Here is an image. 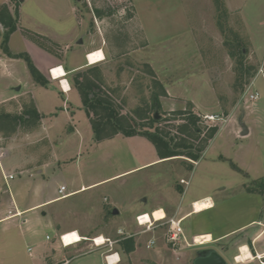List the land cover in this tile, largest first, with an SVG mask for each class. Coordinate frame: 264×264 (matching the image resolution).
<instances>
[{
    "label": "rangeland",
    "instance_id": "1",
    "mask_svg": "<svg viewBox=\"0 0 264 264\" xmlns=\"http://www.w3.org/2000/svg\"><path fill=\"white\" fill-rule=\"evenodd\" d=\"M178 2L183 3L189 23L187 32L173 30L181 29V22L180 25L168 22L167 13L162 10H171L168 13L174 12L179 17L182 12L176 0H168L166 4L158 0H71L78 12L79 9L83 12L79 19L87 21V28L79 33L66 54V49L52 48L66 56L68 62L75 50L88 48V54L96 50L103 52L104 60L92 66L80 55L73 60L81 59L85 67L71 75V79L76 77L79 83L90 84L92 95L106 108L97 111L98 117L91 114V120H105L111 114V124L118 122L139 134L155 132L178 156L113 179L97 190L54 202L43 210L49 215L46 221L62 216L63 223L70 225L76 218L81 219L83 222L78 224L91 231V235L96 233L88 238L103 235L113 240L118 229L137 233L140 228L129 219L128 210L121 209L115 216L106 213L105 209L111 212L112 207L108 199L104 201L103 193L115 197L121 205L131 206V210L142 207L149 214V205L165 197L169 187L180 188L179 179L184 178L188 181L185 199L198 201L208 196L214 204L213 210L183 222L186 233L211 231L226 236L205 245L184 247L181 243L176 252H169L164 255V262H159L154 258L153 249L145 247L149 234H142L137 236L139 245L133 253H121L120 264H192L198 252L207 249L217 251L227 264H264V186H261L264 183V123L259 132L250 136L241 137L237 130L234 134L222 132L208 143L227 116L233 113L238 117L256 105L264 109V76L257 75L253 89L259 93V100L254 104L247 98L243 100L257 69L264 64V25L261 24L264 9H260L264 8V0H238V9L232 15L227 14L224 0ZM54 3L64 8V0ZM32 8L31 1L27 9ZM152 9L161 11L156 15L158 20L149 21ZM69 32L62 29L59 35L65 38ZM198 54L199 60L195 56ZM155 112L158 120L152 122ZM209 116H217L219 120L209 121ZM112 130L107 126L103 134H110ZM66 146L62 145L61 150L65 151ZM69 147L76 149L73 143ZM127 148L124 144L112 145L107 150L109 158L96 155L84 158L74 171L70 166L61 167L63 163L59 166L55 163L51 171L56 179L64 170L69 175L77 172L83 179L107 177L134 164ZM131 150L141 161L150 157L146 145H132ZM193 155L199 159L192 160ZM219 155L224 160H219ZM16 182L17 179L10 181L7 187L0 182V215L4 203L9 206L11 198L21 205L39 197L37 192L27 196L25 191L14 189ZM53 188L54 184L48 182L39 195H51ZM85 204L93 206L89 208ZM86 210H92V214H86ZM34 214L39 216L41 211L27 216L32 218ZM13 220L0 222V245L8 241L15 249L24 251L26 245L34 244L35 237L43 240L49 233L42 224L17 226ZM252 220L260 225L237 230ZM187 241L192 244V240ZM88 244L78 247L75 255L95 258L99 264V254L104 257L105 250L84 254ZM241 245L250 248L252 260L235 262ZM255 253L261 259H256Z\"/></svg>",
    "mask_w": 264,
    "mask_h": 264
},
{
    "label": "crops",
    "instance_id": "2",
    "mask_svg": "<svg viewBox=\"0 0 264 264\" xmlns=\"http://www.w3.org/2000/svg\"><path fill=\"white\" fill-rule=\"evenodd\" d=\"M31 1L34 8L28 10L27 4ZM54 1L55 0H0V6H5L12 16L14 12L17 11L18 16L16 30L11 33L8 38V52L13 56L19 54L28 55L34 67L46 80L45 87L36 84L29 74L26 63L22 59L12 58L3 53L1 42L5 29L0 24V141H2L0 142L2 143V147L0 148V153H2L0 156V182L4 183L7 187L10 181H16L17 179L14 189L25 191L27 196L37 192L39 196L33 202L28 204L22 203L21 205L11 198L9 206H6L4 203L5 207L1 211L0 222H7L14 219L13 221L15 225L17 223V226H25L30 223L32 225L35 223L42 224L49 230V233L44 236L43 240L39 237H35V241H32L34 244L26 245L24 251L23 249H15L8 241L5 242V244L2 243L0 245V264H62L65 261H68L67 264H98L95 258L85 259V257L88 256L78 257L75 255L78 247L82 246V244L63 248L58 241L59 235L69 231H76L79 236L84 238L95 236L96 233L91 235V231L78 224L83 222V220L76 218L75 223L67 225L63 223L62 216H56L46 221L49 215L48 212L43 210L54 202L97 190L103 187L105 183L118 177L128 175L135 170L146 168L157 162H166L170 160V158L160 159L155 146L153 147L151 142L149 144V141L142 136L126 137L118 133L110 138L95 142L90 119L84 111L80 95L75 88V81L77 79L76 77L71 79V75L85 67L81 59L79 61L75 60V62H73V60L77 59L80 55L84 58V61H86L85 54H88L87 52H89V49L75 50L72 53L70 62L67 61L66 56H62L60 51L53 49L55 47L66 49L64 50V54H66L69 49L71 50L73 42L75 43L78 39L79 33L87 28V21L85 22L79 19V16L83 15V12H81L80 9L78 12L76 7L71 4V0H64L63 9L57 7ZM158 1L162 2V4L168 2V0ZM176 1L179 5L178 8L180 7L179 9L181 10L179 11L182 12L179 17H175L173 15L174 12L168 13L171 10L166 9L165 11V8L162 10L167 13L166 15H168L169 18L167 17L168 19L166 20H169L168 22L174 24H179L181 22V29L175 27L173 30H184L187 32L189 30V23L183 12V3L178 2L180 0ZM224 2L227 14L232 15L237 11L238 0H224ZM260 9L262 10L264 8L260 7ZM158 13H161L159 9L150 10L149 21L152 18H156ZM156 20L158 19L156 18ZM261 24L264 25V22ZM75 27L78 28L76 29ZM62 29L70 30L71 32L76 31L78 33L74 34L69 32L64 38L59 35V31ZM55 30L58 31V34L56 32H48ZM173 30L171 29V31ZM186 34L190 35V33ZM187 35L185 37L189 36ZM47 41H49V44L45 45L44 42ZM190 47L191 46H189V48ZM195 56L198 57L199 60V54ZM262 66L264 69V64ZM54 67L62 68L65 75L61 78H52L48 71ZM59 79L62 80L61 83H59ZM256 79L257 77L255 74L252 84L249 87L250 92H254L253 89H255ZM64 83L68 86L67 90L64 88ZM254 103L255 102L251 104ZM25 112L29 114H25ZM263 123L264 109L258 105H256V108L251 106L247 111H242L238 117L232 113L227 116L225 122H220V127L217 131L215 130L214 135L208 143L210 144L213 139L222 132L234 134L237 130L240 131V136L243 137L241 135L243 125L247 129V134L245 136H250L251 134L259 132L258 129L260 125L262 127ZM70 143L76 145V149L70 148ZM66 144V149L68 151L66 149L62 151V145L64 146ZM120 144H124L126 148L128 147L127 150L131 158L134 159V164L129 168L117 171L107 177L83 179L82 177L80 178L77 172H75L76 174L72 172V174L69 175L67 170H64L61 177L59 176V179H56L51 171L55 163L58 166L63 163L61 167L70 166V169L74 171L78 169V166H80L84 158L88 159L90 156L94 157L95 155L96 157L104 156L105 158H109L110 154L107 152L109 146ZM132 145H146L150 153L149 159L144 161L139 160L140 158L136 157L134 151L131 150ZM217 158H220L219 160H224L221 155ZM8 175L13 176V179L5 182L3 176ZM55 180H58V185L54 183ZM180 180L186 179L180 178L179 181ZM48 182L54 184L52 194L41 197L39 194L43 193ZM60 187H65V197L63 198H61V194L58 192ZM186 191L187 189L183 185L177 190H171L169 187L165 192V197L163 196L162 199L152 202L149 205V214L142 207L131 210V206L121 205L120 201L106 192L103 193V197L109 200V204L112 207L111 211L115 208L118 214H120L121 209L122 211L128 210L130 213L129 219L134 223L137 215H150L156 210H161L165 218L174 217L176 219H182V227L183 222L188 218L214 209V204L212 203V208L210 209L198 213L192 212L191 204L197 200L189 201L185 199L184 196ZM202 199L211 200L208 196L198 200ZM85 205L87 206V204ZM91 206L93 205L90 204L87 207L91 208ZM36 211H41V214L39 216L34 214L32 218H28L27 215L29 213H35ZM105 211L111 214V212H109L110 210L105 209ZM85 213L92 214V210H86ZM85 221L87 220L84 219V222ZM254 222L257 221L252 220L242 225L237 230L248 229ZM182 229L188 240H192V237L196 235H210L211 240L216 241L226 236V234L216 235L211 231H199L190 234L189 231L186 233L187 229L183 227ZM163 231V227L154 231L157 243L152 251L154 252L155 260L159 262H164V255L169 254V252L171 253L163 240ZM151 235L152 234L148 235L149 238ZM188 235H190V237H188ZM46 236H49L50 239L46 240ZM137 236L139 235H135L132 238L134 241V251L139 245ZM116 238H118V236H116L115 239ZM30 247L33 249L29 253L27 249ZM115 250L120 257V264L122 263L121 253L124 252L121 250L119 243L115 246ZM99 259V264H105L104 258L100 254Z\"/></svg>",
    "mask_w": 264,
    "mask_h": 264
},
{
    "label": "built area",
    "instance_id": "3",
    "mask_svg": "<svg viewBox=\"0 0 264 264\" xmlns=\"http://www.w3.org/2000/svg\"><path fill=\"white\" fill-rule=\"evenodd\" d=\"M87 57V55H86ZM59 67H54L51 68L48 73L50 74V76L52 78H54V76L52 75L53 70L58 69ZM65 74L63 72V75L60 76L59 78L63 77ZM257 75H261V77L264 76V69L263 66H259V68L256 71V77ZM62 80L59 79V83H61ZM252 84V83H251ZM62 87V86H61ZM250 87V86H249ZM249 87L248 89L245 91L243 100L247 98V100L250 103L256 102L259 98V94L254 91V92H250L249 91ZM207 120L209 121H218L219 118L217 116H209L207 117ZM3 179L5 182L12 180L13 176L8 175V176H3ZM180 185H183L185 187L188 186V181L187 180H180L179 181ZM64 191H65V187H60L58 192L59 194H61V198L65 197L64 195ZM104 201H106V199H104ZM193 207V204H191V209ZM192 212H194V209H192ZM149 216L151 217L150 220H146V217ZM181 222L182 219H176L174 217L171 218H163L161 220H154L153 217V213H151L150 215L148 214H140L137 215L135 217V223L136 226L138 228H140V231L134 234H128L122 230H118L117 231V236L118 238L116 239H109L107 237H103L102 235L93 237V238H84L78 235V233L76 231H69L66 233H63L61 235L58 236V241L61 245V247L63 248H67V247H72V246H77L80 244H83L85 242H88V246H87V250L84 252V254H88L91 252H95L97 250H102L104 249V262L105 264H119L120 262V257L118 255V252L115 250V246L117 245V243H119L120 241L124 240V239H128V238H133L135 235H142V234H152L151 237L146 241L145 243V247L148 250L153 249L156 246L157 243V239L154 236V231L158 228L163 227L164 231H163V240L165 242V244L168 246V248L170 249V251L172 252H176L177 249L180 247V244H184V247H190L195 245L193 242L190 245L184 235L183 229L181 227ZM101 237L102 238V242H97V238ZM64 238H71V240L65 242ZM46 240H49L50 238L48 236L45 237ZM27 251L30 253L31 252V248H28ZM258 254L255 253V258H258ZM68 261L63 262L62 264H67Z\"/></svg>",
    "mask_w": 264,
    "mask_h": 264
},
{
    "label": "trees",
    "instance_id": "4",
    "mask_svg": "<svg viewBox=\"0 0 264 264\" xmlns=\"http://www.w3.org/2000/svg\"><path fill=\"white\" fill-rule=\"evenodd\" d=\"M17 11L14 12L13 16L9 13L7 8L5 6H0V24L1 26L5 29V32L2 37V42H1V49L4 54H6L9 57L12 58H20L22 59L27 66V69L29 71V74L33 81L42 86H46V80L45 78L39 73V71L34 67L31 59L29 58L28 55L26 54H19V55H11L8 52L7 49V42L9 35L13 33L16 30V23H17ZM75 88L78 91L82 106L84 108V111L87 115V117L90 119L91 123V128L93 131L94 135V140L95 142H99L103 139H107L112 137L115 134L121 133L122 135L126 137H132V136H142L149 140L156 148L157 154L160 157V159L164 158H171L174 156H178V154L173 151L169 146L168 143L161 138L158 134L155 132H143L141 134L135 132L132 129H126L122 127L118 122L115 124L110 123V116L108 115L105 120L103 118H97V121H93L90 118V115L93 114L94 116L98 117V110H105V106H103L102 101L99 100L95 95H92L91 93V86L90 84L87 83V85H83L79 83L77 80L75 81ZM92 95V96H91ZM25 114H29L28 112H25ZM15 119H21V118H15ZM152 122H155L154 118H151ZM109 124V125H108ZM109 126L112 130L110 134H103L104 130L106 129L107 126ZM192 160L197 161L199 159V156L193 155ZM261 186H264V183H261ZM119 246L121 250L125 253L128 254L132 251H134V241L132 238L124 239L119 242Z\"/></svg>",
    "mask_w": 264,
    "mask_h": 264
},
{
    "label": "bare ground",
    "instance_id": "5",
    "mask_svg": "<svg viewBox=\"0 0 264 264\" xmlns=\"http://www.w3.org/2000/svg\"><path fill=\"white\" fill-rule=\"evenodd\" d=\"M104 60V54L101 50H96L94 52H91L87 55L86 61L89 66L95 65L99 62H102ZM52 75L54 78H59L60 76L63 75V70L62 68H58L53 70ZM67 85L64 83V88L67 90ZM212 208V202L210 199H202L193 202V207L195 213L201 212L203 210H207ZM154 220H161L164 218V213L161 210H156L153 213ZM151 217L147 216L146 220H150ZM71 240V238H64V241L67 242ZM102 238L99 237L97 238V242H102ZM211 241V236L210 235H196L192 238V242L195 245H204L207 244ZM250 249V248H249ZM248 247L246 245H241L239 249L238 255L234 258L235 262L237 263H244L246 261L252 260L254 257H252V254L250 253ZM258 258L261 259V256L259 255Z\"/></svg>",
    "mask_w": 264,
    "mask_h": 264
},
{
    "label": "water",
    "instance_id": "6",
    "mask_svg": "<svg viewBox=\"0 0 264 264\" xmlns=\"http://www.w3.org/2000/svg\"><path fill=\"white\" fill-rule=\"evenodd\" d=\"M154 120H158V115L155 112L153 115ZM247 134V129L243 125L242 126V136ZM113 216L118 214V211L114 208L111 211ZM192 264H227L226 260L215 250H202L198 252L196 257L193 259Z\"/></svg>",
    "mask_w": 264,
    "mask_h": 264
},
{
    "label": "flooded vegetation",
    "instance_id": "7",
    "mask_svg": "<svg viewBox=\"0 0 264 264\" xmlns=\"http://www.w3.org/2000/svg\"><path fill=\"white\" fill-rule=\"evenodd\" d=\"M252 225H260V224H258L257 222H254ZM207 250H209V249H207Z\"/></svg>",
    "mask_w": 264,
    "mask_h": 264
}]
</instances>
